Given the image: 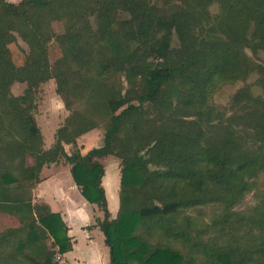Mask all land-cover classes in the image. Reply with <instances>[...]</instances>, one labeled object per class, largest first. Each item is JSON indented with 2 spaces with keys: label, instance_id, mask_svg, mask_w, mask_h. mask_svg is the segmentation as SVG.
Here are the masks:
<instances>
[{
  "label": "trees",
  "instance_id": "obj_1",
  "mask_svg": "<svg viewBox=\"0 0 264 264\" xmlns=\"http://www.w3.org/2000/svg\"><path fill=\"white\" fill-rule=\"evenodd\" d=\"M262 51L264 0H0V214L18 222L0 232V264H57L70 251L61 215L33 199L60 163L102 214L110 264H264V197L235 210L264 174V95L243 84L214 103L251 75L264 93ZM51 80L67 116L45 149L36 94ZM108 157L119 161L114 218ZM205 207L217 210L209 224Z\"/></svg>",
  "mask_w": 264,
  "mask_h": 264
},
{
  "label": "rangeland",
  "instance_id": "obj_2",
  "mask_svg": "<svg viewBox=\"0 0 264 264\" xmlns=\"http://www.w3.org/2000/svg\"><path fill=\"white\" fill-rule=\"evenodd\" d=\"M7 1L15 4L19 3V0ZM211 12L215 13L216 9L212 7ZM18 45L19 46L11 47L13 57L17 65L21 64V49L26 50L25 45L21 41H18ZM50 52V60L53 61L56 58L58 51L56 48L53 47ZM247 53L250 57H252L249 51ZM255 60L256 63L264 64V52H260L255 58ZM256 79L257 75H251L245 83L240 82L237 84L225 85L221 87L219 91L214 95V103L218 106H226L233 93L238 88L242 87L243 84H249L253 86V93L255 95H264L261 89L255 87L254 84ZM25 88V84L15 83L11 87V93L14 96H19L23 93ZM36 107L37 108L35 112V120L43 136L44 147L45 149H49L53 144L55 131L63 123L64 118L67 116V111L64 109L59 96L56 94L54 81L51 80L39 88L36 94ZM97 134H89L86 137L84 136L77 141V145L82 146L80 148V152L82 154L85 153L91 147L92 143L94 142L93 139L95 138V136H97ZM65 150L69 154L73 151V148L71 146H65ZM105 170L106 174L108 175V178L116 179L117 177H119V161L114 157H108L106 159ZM40 176L43 180L52 178V182L48 187H45V184H42L39 186V189L37 191H34V202H44V199L46 197L56 193L55 191H57V186L61 187V190L64 192V194H66L67 199H65V197H54L53 200L58 204V208H62L63 210V212H60L62 215L59 213L62 216L63 221L65 222V224H69L68 220L71 219V215L77 214L76 212L79 209L77 208V206L79 205V203L81 204V202H83V198L81 197L79 192H75L72 188L74 183L69 172V167L65 166L63 163H60L58 165H51L45 167ZM106 187L108 188L107 185ZM42 194L47 195L43 196ZM262 197H264V174H261L258 177L257 189L251 192L250 194H247L241 204L237 206L235 210L239 212H244L250 207L256 205L258 201L262 199ZM114 206L115 201L112 199L111 208H114ZM92 208L95 210L94 213L91 210L87 209L88 220L86 222H88V224H95V220L98 219L97 216L101 218V213L98 212L96 207L92 206ZM214 212H217V210L205 207L201 210L199 218L204 223L209 224L210 218L213 216ZM189 213L193 216L192 211H190ZM70 223L81 224L78 219L70 220ZM17 226L18 222L14 217L0 214V232L8 228H14ZM101 237L103 238L102 234Z\"/></svg>",
  "mask_w": 264,
  "mask_h": 264
},
{
  "label": "crops",
  "instance_id": "obj_3",
  "mask_svg": "<svg viewBox=\"0 0 264 264\" xmlns=\"http://www.w3.org/2000/svg\"><path fill=\"white\" fill-rule=\"evenodd\" d=\"M51 182H52V178L44 179V180L41 179V182L37 185L35 191H37L39 189V186L42 184H45V187H48L51 184ZM119 183H120V177H117L116 179L108 178V175L106 174V170H105V176L102 179V186L105 189L108 209L113 218L116 216L119 207V199L117 198V194L119 192ZM106 185L108 186L109 189L106 187ZM72 188L75 192L78 191L75 184L72 186ZM55 192L56 193H54L53 195L48 194L49 196L44 199V202L51 207L52 212L60 213L61 211L63 212V210L62 208L60 209L58 208V204L53 199L54 197L55 198L65 197V199L67 198H66V194H64V192L61 190V187L57 186V191ZM42 195L44 196L47 194H42ZM112 199L115 201V206L114 208L112 207L113 209L111 208ZM82 201L83 202H81V204L79 203L78 205L79 207L77 206V208H79L78 211L76 212L77 214L71 215V219H70V220L78 219V221H80L81 224H71L70 220H68L69 224H65L68 230L67 236L69 237L71 242L70 251L62 255L65 264H110L109 249L104 244V237L103 238L101 237L102 233L97 227H95L96 224H88V222H86L88 220L87 209L91 210L94 213L95 210L92 208V206L94 205L88 204L84 199ZM97 218L102 219V214H101V218H99L98 216Z\"/></svg>",
  "mask_w": 264,
  "mask_h": 264
},
{
  "label": "built area",
  "instance_id": "obj_4",
  "mask_svg": "<svg viewBox=\"0 0 264 264\" xmlns=\"http://www.w3.org/2000/svg\"><path fill=\"white\" fill-rule=\"evenodd\" d=\"M55 262L57 264H65V261H64L62 255L58 254V253L55 255Z\"/></svg>",
  "mask_w": 264,
  "mask_h": 264
}]
</instances>
